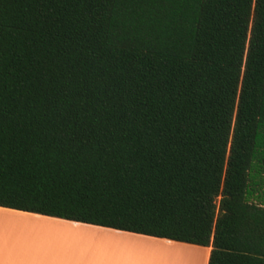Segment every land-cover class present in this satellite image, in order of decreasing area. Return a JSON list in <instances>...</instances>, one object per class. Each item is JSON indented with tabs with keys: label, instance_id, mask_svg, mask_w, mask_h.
<instances>
[{
	"label": "trees",
	"instance_id": "16d2710c",
	"mask_svg": "<svg viewBox=\"0 0 264 264\" xmlns=\"http://www.w3.org/2000/svg\"><path fill=\"white\" fill-rule=\"evenodd\" d=\"M0 207L264 264V0H0Z\"/></svg>",
	"mask_w": 264,
	"mask_h": 264
},
{
	"label": "crops",
	"instance_id": "0c3cea01",
	"mask_svg": "<svg viewBox=\"0 0 264 264\" xmlns=\"http://www.w3.org/2000/svg\"><path fill=\"white\" fill-rule=\"evenodd\" d=\"M42 224L67 226L71 230L85 231L100 236L102 239H99V243L103 245L101 246L102 249L99 250L97 257L82 258L81 260L84 264H134L135 261L132 253H136L135 246L137 245L149 247L151 249L155 246H159L162 247L158 248L159 251L162 250L165 252V250L168 251L169 249V251L172 250V252H170L172 255H177V253L183 254L182 252H185L187 253L186 258L189 260L184 264H201L194 256H199L202 260V264H209L212 250L211 247L205 248L166 239L152 238L0 207V264H35L28 262L23 258V255L20 256V253L24 252V247L27 243L23 239L20 240L18 234L25 235L24 232H28L29 235H26L27 237L31 236L34 238L35 243L41 244L35 237L36 234H40ZM25 226H28V231H24L27 230L24 229ZM134 243L141 244L132 246Z\"/></svg>",
	"mask_w": 264,
	"mask_h": 264
},
{
	"label": "rangeland",
	"instance_id": "374dc122",
	"mask_svg": "<svg viewBox=\"0 0 264 264\" xmlns=\"http://www.w3.org/2000/svg\"><path fill=\"white\" fill-rule=\"evenodd\" d=\"M24 229H27L24 231H28V226H25ZM73 231L74 232L76 231L75 232L76 235L75 233L74 234L72 233ZM24 233L25 235L18 234L20 240L23 239L27 243L26 246L24 247V252L20 253V256L23 255L24 259H26L30 263H35V264H84L82 263L81 260L82 258L97 257L99 250L102 249V247L100 246H103L99 244V239L102 238L97 234L87 233L85 231L71 230L67 226H52L49 224L48 225L42 224L40 229V234L39 235L36 234L35 237L37 238L36 239L37 241L41 242V244L35 243L34 238H32L31 236L27 237L26 235H29L28 232H24ZM82 235L85 236V240L84 237L82 238ZM80 236L81 239L83 240L80 239ZM74 237L78 241H76ZM90 238L91 240L89 241ZM135 244H141V243H134L132 244V246H135ZM149 246H154V245H149ZM135 248H136V253L134 252L132 253L135 261L134 264H174V263L176 264V262H178V264H184L185 262H187V260H189L186 258L187 253L185 252H182L183 254H178L180 258L178 257L177 259L178 261H174V259L176 260L175 256L177 255L171 254L172 256L171 257L172 260H171L170 253H169V257L167 258L165 257V252L164 255H161L162 252L161 253L160 251L157 252V249L156 251H154L149 247L147 248L141 245H137L135 246ZM155 248H162V247L155 246ZM194 258H196L202 264V260L201 258H199V256H194Z\"/></svg>",
	"mask_w": 264,
	"mask_h": 264
},
{
	"label": "bare ground",
	"instance_id": "6f19581e",
	"mask_svg": "<svg viewBox=\"0 0 264 264\" xmlns=\"http://www.w3.org/2000/svg\"><path fill=\"white\" fill-rule=\"evenodd\" d=\"M52 230H53V229H52ZM37 231H38V230H37ZM75 232H76V231H75ZM75 232L73 231L72 233L74 234ZM69 233H70V232H69ZM69 233H68V234H69ZM79 233H80V232H79ZM70 234H71V233H70ZM70 234H69V235H70ZM75 235H76V233H75ZM79 235H80V234H79ZM83 235H84V234H83ZM83 235H82V238L84 237V240H85V236H83ZM85 235H86V234H85ZM66 236H67V235H66ZM72 236H73V235H72ZM89 237H90V236H89ZM72 238H73V237H72ZM96 238H97V237H96ZM67 239H68V238H67ZM74 239H75V237H74ZM74 239H73V240H74ZM80 239H81V236H80ZM80 239H79V240H80ZM98 239H99V238H98ZM75 240H76V239H75ZM75 240H74V241H75ZM81 240H83V239H81ZM90 240H91V238L89 239V241H90ZM95 240H96V239H95ZM76 241H78V240H76ZM82 242H84V241H82ZM85 242H87V241H85ZM90 243H91V242H90ZM99 244H101V243H99ZM100 247H101V246H100ZM152 249H154V251H156L155 247H153ZM163 249H164V248H163ZM158 251H159V249L157 248V252H158ZM161 251H162V250H160V253H161ZM162 252H163V251H162ZM165 252H167V253H165V257L168 258V257H169V253L172 252V250L169 251V249H168V251L165 250ZM168 252H169V253H168ZM174 253H175V252H174ZM171 254H172V253H170V259H171V257H172ZM161 255H164V252H163V254L161 253ZM166 255H168V256H166ZM173 255H174V254H173ZM181 256H182V255H181ZM178 257L180 258V256H179L178 253H177V256H175L176 260L174 259V261H178V260H177ZM181 259H182V257H181ZM171 260H172V259H171ZM181 261H182V260H181ZM171 262H172V261H171ZM174 264H175V263H174ZM176 264H178V262H176ZM192 264H193V263H192Z\"/></svg>",
	"mask_w": 264,
	"mask_h": 264
}]
</instances>
